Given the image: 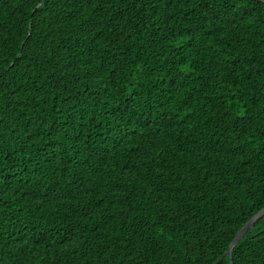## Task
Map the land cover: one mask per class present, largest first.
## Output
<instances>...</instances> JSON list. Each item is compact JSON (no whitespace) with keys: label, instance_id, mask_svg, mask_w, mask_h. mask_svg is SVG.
I'll return each instance as SVG.
<instances>
[{"label":"trees","instance_id":"16d2710c","mask_svg":"<svg viewBox=\"0 0 264 264\" xmlns=\"http://www.w3.org/2000/svg\"><path fill=\"white\" fill-rule=\"evenodd\" d=\"M262 209L264 0H0V264H264Z\"/></svg>","mask_w":264,"mask_h":264},{"label":"water","instance_id":"95a60500","mask_svg":"<svg viewBox=\"0 0 264 264\" xmlns=\"http://www.w3.org/2000/svg\"><path fill=\"white\" fill-rule=\"evenodd\" d=\"M264 215V209H262L254 218H252L239 232L238 234L235 236L232 244L230 245V247L228 248V251L226 252V254L224 256H227L231 262H232V250L235 247V245L239 242V240L245 235V233L254 225V223L260 219L262 216ZM223 256V257H224ZM222 257V258H223ZM221 258V259H222ZM220 259V260H221Z\"/></svg>","mask_w":264,"mask_h":264}]
</instances>
